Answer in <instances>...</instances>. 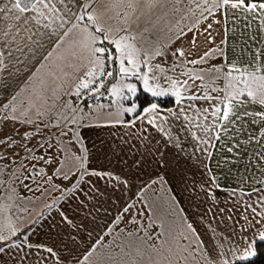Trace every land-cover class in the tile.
<instances>
[{
    "label": "snow or ice",
    "instance_id": "1",
    "mask_svg": "<svg viewBox=\"0 0 264 264\" xmlns=\"http://www.w3.org/2000/svg\"><path fill=\"white\" fill-rule=\"evenodd\" d=\"M258 257L264 0H0V264Z\"/></svg>",
    "mask_w": 264,
    "mask_h": 264
},
{
    "label": "crops",
    "instance_id": "2",
    "mask_svg": "<svg viewBox=\"0 0 264 264\" xmlns=\"http://www.w3.org/2000/svg\"><path fill=\"white\" fill-rule=\"evenodd\" d=\"M232 43V40L230 39L229 40V44H231ZM230 59H231V56L229 57ZM252 108H255L256 106L255 105H252L251 106ZM250 147V150H251V146H249ZM218 153H216L215 152V150L213 151V156H212V160H211V165H212V168H213V170H215V167H216V160H217V158H218ZM224 155L225 156H229V155H231V154H229V153H224ZM222 163H223V161H222ZM241 163H243V161H241ZM240 167V165L239 164H237L236 162H235V160H233V161H231V162H228V163H224V165H223V169H222V172H229V170H231V174H235L236 173V170L238 169ZM223 183L224 184H227L228 183V181H227V179H225L224 181H223Z\"/></svg>",
    "mask_w": 264,
    "mask_h": 264
},
{
    "label": "trees",
    "instance_id": "3",
    "mask_svg": "<svg viewBox=\"0 0 264 264\" xmlns=\"http://www.w3.org/2000/svg\"><path fill=\"white\" fill-rule=\"evenodd\" d=\"M256 264H264V257H258L256 260Z\"/></svg>",
    "mask_w": 264,
    "mask_h": 264
},
{
    "label": "rangeland",
    "instance_id": "4",
    "mask_svg": "<svg viewBox=\"0 0 264 264\" xmlns=\"http://www.w3.org/2000/svg\"><path fill=\"white\" fill-rule=\"evenodd\" d=\"M102 102H107V101H102ZM104 131H106V130H104Z\"/></svg>",
    "mask_w": 264,
    "mask_h": 264
}]
</instances>
